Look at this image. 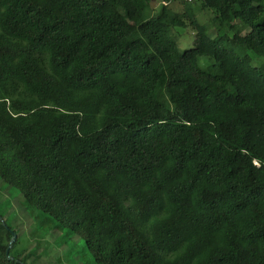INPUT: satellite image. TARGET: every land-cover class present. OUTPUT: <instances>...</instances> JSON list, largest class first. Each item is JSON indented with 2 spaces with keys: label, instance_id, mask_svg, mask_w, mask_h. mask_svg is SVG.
Segmentation results:
<instances>
[{
  "label": "trees",
  "instance_id": "16d2710c",
  "mask_svg": "<svg viewBox=\"0 0 264 264\" xmlns=\"http://www.w3.org/2000/svg\"><path fill=\"white\" fill-rule=\"evenodd\" d=\"M0 183V264L14 197L93 264H264V0H0Z\"/></svg>",
  "mask_w": 264,
  "mask_h": 264
},
{
  "label": "rangeland",
  "instance_id": "374dc122",
  "mask_svg": "<svg viewBox=\"0 0 264 264\" xmlns=\"http://www.w3.org/2000/svg\"><path fill=\"white\" fill-rule=\"evenodd\" d=\"M156 9L157 4H153ZM158 10V9H157ZM210 14L205 11L199 15L202 23L210 22ZM215 34V29H210V35ZM193 41L192 31L185 29L182 36L177 39V44L181 50L190 47ZM209 59L198 58L201 68H205ZM1 193L8 196L6 186L0 183ZM10 197V195H9ZM9 211H15L12 224L17 228L15 237V246H11L15 253H20L22 259L28 264H93L92 258L85 250V247L79 238L70 237L66 228H55L43 233V230L37 228L27 211L20 205V198H10ZM13 243V244H14Z\"/></svg>",
  "mask_w": 264,
  "mask_h": 264
},
{
  "label": "water",
  "instance_id": "95a60500",
  "mask_svg": "<svg viewBox=\"0 0 264 264\" xmlns=\"http://www.w3.org/2000/svg\"><path fill=\"white\" fill-rule=\"evenodd\" d=\"M2 223H3V222H2ZM3 224H4V223H3ZM15 237H16L15 232L11 230V238H10V241H9L8 246H7V248H6V254L8 253L9 248H10V247L12 246V244L14 243V241H15Z\"/></svg>",
  "mask_w": 264,
  "mask_h": 264
},
{
  "label": "built area",
  "instance_id": "2783aa9c",
  "mask_svg": "<svg viewBox=\"0 0 264 264\" xmlns=\"http://www.w3.org/2000/svg\"><path fill=\"white\" fill-rule=\"evenodd\" d=\"M179 1H191V0H179Z\"/></svg>",
  "mask_w": 264,
  "mask_h": 264
}]
</instances>
